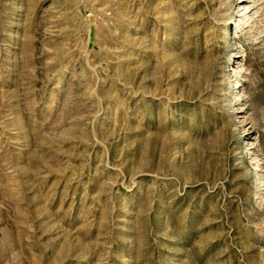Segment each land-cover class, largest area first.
I'll return each mask as SVG.
<instances>
[{"label": "rangeland", "instance_id": "1", "mask_svg": "<svg viewBox=\"0 0 264 264\" xmlns=\"http://www.w3.org/2000/svg\"><path fill=\"white\" fill-rule=\"evenodd\" d=\"M261 183L264 0H0V264H264Z\"/></svg>", "mask_w": 264, "mask_h": 264}, {"label": "bare ground", "instance_id": "2", "mask_svg": "<svg viewBox=\"0 0 264 264\" xmlns=\"http://www.w3.org/2000/svg\"><path fill=\"white\" fill-rule=\"evenodd\" d=\"M241 80V79H240ZM241 84V83H240ZM238 85V84H237ZM237 88H238V86H236ZM234 91H236V90H234ZM261 185V187H262V189H259V190H257V198H260V192L261 191H264V183H261L260 184Z\"/></svg>", "mask_w": 264, "mask_h": 264}]
</instances>
